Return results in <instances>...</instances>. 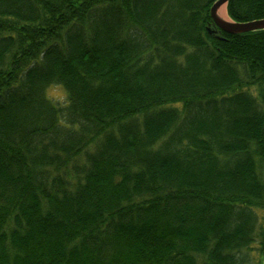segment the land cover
<instances>
[{"label":"trees","instance_id":"obj_1","mask_svg":"<svg viewBox=\"0 0 264 264\" xmlns=\"http://www.w3.org/2000/svg\"><path fill=\"white\" fill-rule=\"evenodd\" d=\"M216 1L0 0V264H264V30Z\"/></svg>","mask_w":264,"mask_h":264},{"label":"water","instance_id":"obj_2","mask_svg":"<svg viewBox=\"0 0 264 264\" xmlns=\"http://www.w3.org/2000/svg\"><path fill=\"white\" fill-rule=\"evenodd\" d=\"M228 2L229 0H217L211 9L213 23L207 28V30L212 37L222 39V32L227 34H243L264 30V19L239 23L234 22L231 19L228 21L222 18L219 14V10Z\"/></svg>","mask_w":264,"mask_h":264},{"label":"rangeland","instance_id":"obj_3","mask_svg":"<svg viewBox=\"0 0 264 264\" xmlns=\"http://www.w3.org/2000/svg\"><path fill=\"white\" fill-rule=\"evenodd\" d=\"M48 96L54 101L63 103L67 101V93L61 86H52L48 89Z\"/></svg>","mask_w":264,"mask_h":264},{"label":"bare ground","instance_id":"obj_4","mask_svg":"<svg viewBox=\"0 0 264 264\" xmlns=\"http://www.w3.org/2000/svg\"><path fill=\"white\" fill-rule=\"evenodd\" d=\"M219 14L222 18H224L225 20H230L229 16H228V13H227V8H226V5L223 6L220 10H219ZM211 16V15H210ZM212 18V17H211ZM210 18V19H211ZM258 33V32H257ZM160 39V38H159ZM229 43V42H228ZM11 44V43H10ZM200 45V44H199ZM254 45V44H253ZM261 46V45H260ZM216 47V46H215ZM256 47V46H255ZM257 49V48H256ZM243 50V48H242ZM253 52V51H252ZM7 53V52H6ZM23 56V55H22ZM214 56V55H213ZM231 57V56H230ZM247 59V58H246ZM250 59V57H249ZM263 59V58H262ZM251 60V59H250ZM25 61V60H24ZM23 61V62H24ZM264 61V60H263ZM259 68V67H258ZM18 73V72H17ZM13 76V75H12ZM257 78V77H256ZM12 83V82H11ZM246 85V84H245ZM227 89V88H226ZM13 93V92H12ZM7 94V93H6ZM12 102V101H11ZM47 124V123H46ZM70 142V141H69ZM192 209V208H191Z\"/></svg>","mask_w":264,"mask_h":264}]
</instances>
